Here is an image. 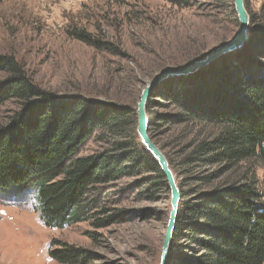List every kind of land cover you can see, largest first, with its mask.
<instances>
[{
	"label": "trees",
	"instance_id": "16d2710c",
	"mask_svg": "<svg viewBox=\"0 0 264 264\" xmlns=\"http://www.w3.org/2000/svg\"><path fill=\"white\" fill-rule=\"evenodd\" d=\"M166 1L192 6L197 0ZM0 72H7L0 80V106L10 100L19 104L8 120L0 121V192H35L45 225L63 228L91 221L100 228L119 221L123 211L108 208L106 201L111 185L123 177L151 172V182L168 189L158 161L136 132L137 109L131 104L53 94L36 85L11 55L0 54ZM160 96L176 109L160 117L207 131L204 138L192 140L182 157V164L188 165L183 170L187 185L191 175L208 185L233 171L211 187L183 188L186 182L180 186L171 264H264L263 196L253 178L237 174L244 161L264 158V24L251 14L244 46L197 73L169 77L157 85L148 101L149 114L154 97ZM149 125L150 132L157 125L153 116ZM95 135L110 139L112 146L83 155L85 143ZM199 165L218 168L207 174L191 172ZM51 246L50 257L61 264H87L93 258L87 249L66 242Z\"/></svg>",
	"mask_w": 264,
	"mask_h": 264
},
{
	"label": "rangeland",
	"instance_id": "374dc122",
	"mask_svg": "<svg viewBox=\"0 0 264 264\" xmlns=\"http://www.w3.org/2000/svg\"><path fill=\"white\" fill-rule=\"evenodd\" d=\"M225 2L231 6L222 0H197L192 6L166 0H1L0 54L14 56L36 85L53 94H82L137 109L142 90L160 71L202 58L236 35L234 0ZM247 10L264 24V0H248ZM6 77L7 72H0V80ZM154 98L148 117L153 116L157 125L150 135L172 160L179 186L186 182L183 188L211 187L233 172L220 174L208 185L197 183L190 174L193 179L187 185L183 170L188 165L182 164V157L192 148V140L204 138L207 131L166 121L160 116L175 113L174 105L163 96ZM18 107L14 100L0 106V121L8 120ZM111 146L110 139L95 135L82 154ZM216 168L199 165L191 172L207 174ZM243 173L254 179L264 200V158L244 161L237 171ZM151 177L145 172L115 181L106 206L124 215L100 228L91 221L49 227L39 216L35 192L23 196L0 192V264H61L49 255L56 241L90 251L93 258L87 264H161L171 194L169 187L159 189ZM170 259L169 251L167 264Z\"/></svg>",
	"mask_w": 264,
	"mask_h": 264
},
{
	"label": "water",
	"instance_id": "95a60500",
	"mask_svg": "<svg viewBox=\"0 0 264 264\" xmlns=\"http://www.w3.org/2000/svg\"><path fill=\"white\" fill-rule=\"evenodd\" d=\"M235 11L239 20V30L236 35L225 43L208 52L204 57L160 71L154 76L142 90L137 104V134L146 149L156 158L162 172L164 173L171 194V210L167 231L164 238L161 264H167L168 254L174 238V231L177 223L180 201L182 198L181 188L178 184L176 175L171 168L169 160L161 148L156 144L150 135V125L148 117V101L154 88L169 77L185 75L207 66L211 61L219 56L237 50L244 46L250 38L251 17L247 10L245 0H234Z\"/></svg>",
	"mask_w": 264,
	"mask_h": 264
}]
</instances>
